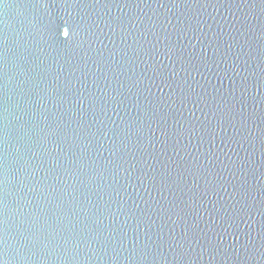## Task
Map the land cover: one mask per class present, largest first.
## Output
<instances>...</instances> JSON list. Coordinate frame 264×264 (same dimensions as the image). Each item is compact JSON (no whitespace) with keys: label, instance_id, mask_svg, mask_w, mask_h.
Masks as SVG:
<instances>
[{"label":"water","instance_id":"1","mask_svg":"<svg viewBox=\"0 0 264 264\" xmlns=\"http://www.w3.org/2000/svg\"><path fill=\"white\" fill-rule=\"evenodd\" d=\"M2 264H264V0H2Z\"/></svg>","mask_w":264,"mask_h":264},{"label":"snow or ice","instance_id":"2","mask_svg":"<svg viewBox=\"0 0 264 264\" xmlns=\"http://www.w3.org/2000/svg\"><path fill=\"white\" fill-rule=\"evenodd\" d=\"M0 3H2V0H0ZM0 264H2V261H0Z\"/></svg>","mask_w":264,"mask_h":264}]
</instances>
